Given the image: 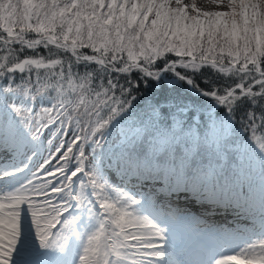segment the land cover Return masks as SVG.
<instances>
[{"label":"snow or ice","instance_id":"snow-or-ice-1","mask_svg":"<svg viewBox=\"0 0 264 264\" xmlns=\"http://www.w3.org/2000/svg\"><path fill=\"white\" fill-rule=\"evenodd\" d=\"M212 3L226 10L202 11L184 0H0V74L25 73L24 95L33 99L52 92L47 109L32 113L10 105L11 110L34 140L53 124L61 133L59 146L33 179L0 194V264H10L26 227L39 251L31 264H61L56 254L64 253L74 235V221L63 217L73 203L77 208L85 203L71 193L73 177L81 173L99 212L98 227L86 236L78 264H119L129 258L125 252L160 247L156 241L163 240L162 230L135 214L140 200L101 182L95 166L111 164L137 180L150 176L149 169L129 156L128 145L143 136L140 128L119 130L124 151L105 149L110 126L128 111L139 83L157 81L162 74L171 73L210 97L230 118L241 97L264 108V0ZM93 64L92 71L77 70ZM206 68L231 83L200 88L194 77ZM241 123L264 152V136L258 134L264 132V117L249 111ZM212 132L210 141L222 145L228 130L217 127ZM152 139L156 150L169 142L155 135ZM18 143L15 129L0 130V151L14 150ZM70 161L76 168L68 174ZM146 240L152 242L142 243ZM255 249L249 245L215 264H264V240L259 241L258 257Z\"/></svg>","mask_w":264,"mask_h":264},{"label":"trees","instance_id":"trees-1","mask_svg":"<svg viewBox=\"0 0 264 264\" xmlns=\"http://www.w3.org/2000/svg\"><path fill=\"white\" fill-rule=\"evenodd\" d=\"M39 51L47 55L46 50ZM24 55L25 53H22L21 57ZM94 69L96 65L93 64L87 69L80 65L77 70L83 73ZM204 77H208L211 83H207ZM26 79V74L21 72L0 74V111L8 110V98H14V102L19 101L18 104L21 106L19 108L26 109L23 106L25 99L22 94ZM133 79L139 80L138 74L134 73ZM194 79L200 88L206 90H210L213 86L223 87L227 81V78L218 77V74L210 68L202 69ZM227 83L230 84L231 81ZM134 94L136 98L128 111L110 126L108 131L110 143L106 146L105 152L124 151L119 130L128 125H135L141 129L143 136L137 143L128 145L129 156L138 165L143 161L155 165L157 171L153 175L157 178L162 177L163 173L169 174L174 169L176 175L177 171L182 173L186 185L191 189L200 186L206 188L210 177L217 186L223 188H228L231 183L233 186L237 180L240 184L247 185L253 180L260 182L264 178V152L258 146L257 148L246 146L252 141L241 123L246 119L249 111L264 117V108H261L259 103L254 106L247 98L241 97L235 103L230 118L223 106L214 103L210 97L201 95L196 88L180 81L171 73L162 74L157 81L139 83ZM51 96L52 92L49 91L34 99L30 97L33 105L28 109L31 112L35 109L40 112L38 106L49 108L52 105ZM12 123L17 126L16 122ZM217 127L228 130L222 145H215L210 141L212 130ZM154 135L158 138H167L169 141L167 147L156 150L153 147L157 143L152 139ZM53 147H56L55 144ZM101 157H104V152L101 153ZM95 170L97 176L106 184L112 173L117 171L111 164L107 167L97 165ZM77 178V195H81L85 201L81 207H86L87 210L84 211L88 215L96 216L95 206L84 198V194H81V190L85 188L84 183L79 176ZM108 195L111 197L113 193L109 192Z\"/></svg>","mask_w":264,"mask_h":264},{"label":"rangeland","instance_id":"rangeland-1","mask_svg":"<svg viewBox=\"0 0 264 264\" xmlns=\"http://www.w3.org/2000/svg\"><path fill=\"white\" fill-rule=\"evenodd\" d=\"M184 2L189 5L195 3L196 6L202 11L226 10L225 8L219 7L216 4L212 3V0H184ZM22 94L24 95V92H22ZM24 99L25 102H23V106H25L26 109L31 108L33 105L32 98H30V96L24 95ZM18 103L19 101L14 102V98H8V110L0 111V130L13 128L15 129L16 134L19 137V143L17 147L14 150H9L11 154L0 151V158L2 159L0 161L2 164L6 163V166L0 165V167L4 169V172H0V177H3L2 179H0V194L13 191L16 188L26 184L28 181L32 180L34 174L37 172V169L40 168L44 161L47 160L59 146L61 139V133L56 131L58 127L57 124H53L52 126H50V129L43 135L39 136L37 139H32L27 129H25V127L23 126V123L11 110L10 105L21 108ZM38 108L41 111L43 109H47L46 107L42 106H38ZM32 113H37V110L35 109V111H32ZM11 122H16L17 126L13 125L14 123L11 124ZM258 134L264 136L262 132ZM53 144H55L56 147H53ZM246 146L248 148H250L251 146L253 148H257V144L253 141L251 144H247ZM141 164L149 169L151 174L156 171V166L150 165V163L147 161H143ZM75 168V162L70 161L66 169V173L70 174L71 171H73ZM7 172H14L15 175L13 177L5 176L4 174ZM177 174L182 175L181 173H179V171H177ZM78 176L84 183L83 187H85L83 188V190H81V194H84V198L86 200H89V203L95 206L97 212H99L98 206L95 205L93 190L87 187L82 173L78 174L75 179L73 178L71 184V193L73 195H77L78 186L76 187V185ZM125 178L126 176L123 173L118 171L113 172V174L108 179L110 183L108 182V184L106 185L111 186V188L113 189L120 186V189L123 188V190L128 192V194L140 200L141 203L136 208V215L147 218L149 222H151L152 224H156V226H158V224H161L164 227L170 226L169 229L172 230V233L169 235L164 234L162 231V235H164V237L163 240L156 241L160 245V247H158L157 249H137L135 252H125V255L129 257L127 260L131 261L132 259H135L138 261V259H140L139 264H147V262L151 260H160L159 256L162 251H164L168 256L167 251L163 248L167 243V240H171L173 244H179L182 241H188L189 237H187L188 235L186 233H188L189 231L192 232L193 230H190V227H192V225L195 226L196 224H198L199 220L202 217L200 212L196 210V205H199L198 209H200L204 206V204H201L200 200L197 197L191 196L190 193L185 190V187H181L179 189L180 193H176L179 188L177 187L174 190V192L176 193L175 196L180 197L182 203L172 201L170 206H164L162 204L164 201L163 199H166L167 196H169V194L172 192V189H174L177 184L174 183L175 180H173V184H168L173 179V175H171L170 173H163V176L159 178H151L149 176L148 180H151L150 182H140V180H146L145 178H140L135 182L132 180L133 177H128L129 180L133 181L131 184L129 183V180L126 181ZM210 178H208L209 182L214 181L213 178ZM154 179L157 180L154 181ZM254 181L255 180H253L250 184L242 185L240 184V181L237 180L234 182V189H229V187L225 188L228 191L232 190L231 193L226 197V201L228 202L230 200H233L239 208L236 210L240 211L241 215L246 217L245 220L250 219L252 222V225L247 226L246 221H235L233 219L224 222L220 220L219 222H221V225L226 228H223V231L225 232V230H229V232L234 234V237L233 235H230L233 238L231 239V243L228 246H223L220 243L222 236H225L220 234V230L216 226V224L220 223H215L212 221L206 222L207 226H209L208 228H205L204 232L206 243H210L211 240L214 241V243L216 241V243L214 244V256L211 260L212 264H215V261L218 258L224 255L238 253L252 244L256 245L254 254L257 257L259 256V241L264 240V178H262L260 182ZM12 182H14V184L10 185V183ZM101 182L105 183L104 180H101ZM135 183H139L142 185H135ZM181 183L182 185L184 184V178ZM203 190L204 189L202 188V191ZM60 198L63 197H58V199ZM249 198H252L254 200ZM204 203L206 204V202ZM244 203H250V205H253V207L247 206L248 208H246L244 206ZM176 204H183L186 206L180 209H176ZM188 204L190 205L187 206ZM226 205L227 207H229L228 204ZM241 206L245 207L246 214L242 212L243 210H241ZM84 209H86V207L77 208L73 203L72 207L68 212L65 213L63 217L64 219H72L74 221L72 225L74 235L69 238V241L65 246L64 253L56 254L57 258L61 261V264H64V262H67V264H78L79 255L82 252V247L86 236L98 227L96 216L91 214L88 215L87 213H85ZM205 213L212 214L211 210H206ZM214 216L218 218H224L225 214L224 216H219L218 214H215ZM240 227L245 228V230L241 232L240 229H235ZM209 228H211V230H209ZM226 235L228 236V233H226ZM235 240L240 242L238 246V242ZM32 241L35 242L34 248L32 247ZM151 242V240L142 241V243ZM151 251L158 252L159 256L150 255ZM38 256L39 251L36 238L31 228L26 227L19 239L17 248L10 260V264H31V262ZM151 263L157 264L158 262H148V264Z\"/></svg>","mask_w":264,"mask_h":264},{"label":"bare ground","instance_id":"bare-ground-1","mask_svg":"<svg viewBox=\"0 0 264 264\" xmlns=\"http://www.w3.org/2000/svg\"><path fill=\"white\" fill-rule=\"evenodd\" d=\"M11 151V150H10ZM10 151H7V152H5V153H7V154H11L10 153ZM156 171H157V167H156ZM156 171L154 172V173H156ZM172 172V173H171ZM170 172V174L171 175H173V179H175V181H174V183H177L176 184V186H175V188L174 189H172V192L169 194V197L170 198H168V201H167V203L168 204H170L171 205V203H172V201L173 202H177V203H182V201H181V198L180 197H177V196H175L176 195V193H180V188L181 187H185V190L188 192V193H190L189 192V190H188V186L186 185V183H185V180H184V184L182 185V183H181V181L183 180V175H176L175 174V172H174V170H172ZM154 173H152V174H154ZM179 173H181V172H179ZM182 174V173H181ZM212 179V178H211ZM143 182H150V181H143ZM173 184V183H172ZM209 184L215 189V190H217L218 189V187H220V186H217L216 185V183L214 182V181H210L209 182ZM232 184V183H231ZM179 186V188H178V191L175 193L174 192V190L177 188ZM229 189H234V188H232V187H230L229 186ZM232 191V190H231ZM230 191V192H231ZM182 194V193H181ZM191 195V194H190ZM175 196V197H174ZM194 197H198V196H194ZM200 200V199H199ZM184 203V202H183ZM200 203L201 204H203V201L202 200H200ZM226 204H228V206L229 207H227V205ZM196 207L197 208H199V205H196ZM204 207V206H203ZM210 209L212 208V207H210V206H208ZM240 207V206H239ZM241 208H242V210L244 209V207L243 206H241ZM236 209H239L238 208V205L233 201V200H230V201H226V199L224 200V201H218V202H216V204L214 205V208H212L211 209V213H212V215L214 216L215 214H218L219 216L220 215H223L224 216V214H222V213H225V215H228V214H230L231 215V212L232 211H235ZM245 210V209H244ZM242 212H244V211H242ZM245 213V212H244ZM237 214H238V216L240 215L241 216V212L240 211H238L237 212ZM246 214V213H245ZM215 217V216H214ZM216 218H218V217H216ZM221 217H219L218 219H220ZM224 222H226L225 220H224ZM209 230H211V228H209ZM195 232V231H194ZM221 234V233H220ZM204 235V234H203ZM221 235H224V234H221ZM190 237L191 238H193L194 237V233H191L190 234ZM197 238V237H196ZM204 242H205V244H206V246H210V245H212V243L210 242H207L206 243V240H205V238H204ZM236 244V243H235ZM240 244V242H238L237 243V246ZM179 253H181V252H183V251H178ZM125 254V253H124ZM130 262L131 261H129V260H127V259H125V260H122V261H120L119 262V264H130ZM140 262V259H138V263ZM151 264H156V263H151Z\"/></svg>","mask_w":264,"mask_h":264},{"label":"clouds","instance_id":"clouds-1","mask_svg":"<svg viewBox=\"0 0 264 264\" xmlns=\"http://www.w3.org/2000/svg\"><path fill=\"white\" fill-rule=\"evenodd\" d=\"M38 187H40V186H38Z\"/></svg>","mask_w":264,"mask_h":264}]
</instances>
